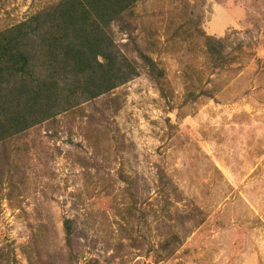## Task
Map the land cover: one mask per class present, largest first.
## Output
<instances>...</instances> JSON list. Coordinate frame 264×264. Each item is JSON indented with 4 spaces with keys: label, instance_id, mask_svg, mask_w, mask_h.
Wrapping results in <instances>:
<instances>
[{
    "label": "rangeland",
    "instance_id": "374dc122",
    "mask_svg": "<svg viewBox=\"0 0 264 264\" xmlns=\"http://www.w3.org/2000/svg\"><path fill=\"white\" fill-rule=\"evenodd\" d=\"M86 2L0 0V264H264V0Z\"/></svg>",
    "mask_w": 264,
    "mask_h": 264
},
{
    "label": "trees",
    "instance_id": "16d2710c",
    "mask_svg": "<svg viewBox=\"0 0 264 264\" xmlns=\"http://www.w3.org/2000/svg\"><path fill=\"white\" fill-rule=\"evenodd\" d=\"M90 3V7H93L92 5L95 4V2L99 0H85ZM86 2V3H87ZM88 4V3H87ZM45 31V23H44V16H36L34 19V22L30 26H21L17 30H10L6 31L3 33H0V87L3 86V83H6L8 79V74L11 72L15 74H23L30 72L29 67H30V62L31 60L29 59V56L26 54L25 48H27L28 45V40L34 39V41L40 40L42 43L47 45L50 50L55 49L56 50V45H57V40L54 39L53 37L50 38V34L44 32ZM58 38V36H55ZM68 51V49H67ZM16 53V54H14ZM58 53V52H57ZM80 53V54H79ZM77 55L81 57V55L84 58H87L84 56V52L79 51ZM65 57L67 56L68 58L70 57V54L68 52L65 53ZM60 58V60H64V58ZM79 59L77 61H82ZM74 62L73 66L72 64H68L67 66H72L73 68L77 69L79 72H82L84 70V65L79 62ZM56 62V61H55ZM62 64L60 65H53L52 62H49L46 66V73H47V80L45 82L43 81H37L36 84L33 87L34 89L37 88L40 91H37L38 93L42 92L46 88V83H48L49 88H53L56 83L54 80H59V68ZM110 72V70H107ZM108 77V74H106ZM24 87V86H23ZM52 93V94H51ZM54 89H50L47 92L48 98L50 95L54 96L55 94ZM98 93V94H97ZM93 94L91 97H96L100 95V92H97ZM14 120H16L15 123H18L20 120L16 117Z\"/></svg>",
    "mask_w": 264,
    "mask_h": 264
}]
</instances>
